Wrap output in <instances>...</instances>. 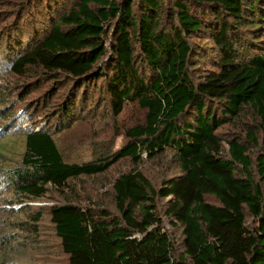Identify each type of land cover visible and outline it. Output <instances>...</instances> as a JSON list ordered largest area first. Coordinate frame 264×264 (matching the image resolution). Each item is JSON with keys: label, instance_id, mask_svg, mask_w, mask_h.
Wrapping results in <instances>:
<instances>
[{"label": "trees", "instance_id": "trees-1", "mask_svg": "<svg viewBox=\"0 0 264 264\" xmlns=\"http://www.w3.org/2000/svg\"><path fill=\"white\" fill-rule=\"evenodd\" d=\"M41 4L57 16L40 40L32 33L20 49V22L0 40V48L9 47L12 72L68 78L75 88L62 117L99 81L114 116L126 104L145 111L144 124L127 130L116 153L70 163L54 132L31 130L20 162L3 169L16 195L36 201L50 188L66 195L72 180L97 177L119 160L133 162L111 183L113 208L70 198L52 207L67 264H264V0ZM169 8L175 20L166 26ZM26 11L27 24L35 25ZM246 110L255 115L259 136L223 137L219 129ZM248 144L259 149L255 160ZM168 151L180 173L157 187L139 166L142 155L156 160ZM34 220L29 230L37 235L40 214Z\"/></svg>", "mask_w": 264, "mask_h": 264}, {"label": "rangeland", "instance_id": "rangeland-1", "mask_svg": "<svg viewBox=\"0 0 264 264\" xmlns=\"http://www.w3.org/2000/svg\"><path fill=\"white\" fill-rule=\"evenodd\" d=\"M44 6L41 0H0V40L9 35L10 26L18 22L20 26L25 25L15 37L21 42L20 49L30 43L32 33L37 35L36 41L40 40L57 16L56 12L52 13L53 17L46 15ZM26 9L34 15L29 16V20H34L35 25L27 24ZM172 17L165 21L166 26L170 20H175ZM199 39L202 43L203 39ZM209 41L204 40V45ZM6 50H9L7 45L0 48V264H67V255L59 246L51 221L52 207L70 198L81 199L80 202L86 205L94 201L113 208L111 183L121 173L134 168L133 162L127 158L119 160L97 177L72 180L73 191L66 195L50 188L44 198L36 201L16 195L7 184L3 169L20 162L25 134L31 130L54 132L65 160L70 163L88 162L116 153L127 143V130L144 124L145 111L137 103L126 104L122 114L114 116L109 99L98 88L99 81L96 88L90 87L87 98L82 99L81 91L72 113L62 117L60 108L70 104L75 86L63 75L52 76L38 69H31L25 76L14 74L9 62L12 59L7 58ZM219 131L226 139L236 136L244 140L249 131H257L259 136L257 119L251 110H246ZM250 146V154L255 160L259 149ZM139 166L157 187L166 178L180 173L171 151L156 160L144 152ZM252 170L256 174L255 165ZM209 200L215 201L212 197ZM38 214L40 232L36 235V231L29 228L34 229V216ZM247 218L248 224L255 225L252 217ZM174 232L179 237L177 247L181 251V231ZM34 239L37 240L34 242Z\"/></svg>", "mask_w": 264, "mask_h": 264}]
</instances>
